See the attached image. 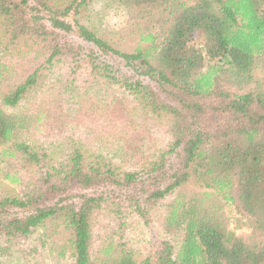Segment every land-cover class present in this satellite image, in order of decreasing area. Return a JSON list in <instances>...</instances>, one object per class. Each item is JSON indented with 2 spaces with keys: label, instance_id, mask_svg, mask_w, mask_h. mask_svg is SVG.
Wrapping results in <instances>:
<instances>
[{
  "label": "trees",
  "instance_id": "obj_1",
  "mask_svg": "<svg viewBox=\"0 0 264 264\" xmlns=\"http://www.w3.org/2000/svg\"><path fill=\"white\" fill-rule=\"evenodd\" d=\"M116 3L137 26L130 52L86 26L91 0H0V57L10 62L0 59V156L9 164L0 255L25 256V241L42 231L71 264H264V0ZM55 72L58 82L37 96ZM77 82L87 92L74 105L57 90ZM119 86L142 117L122 95H107L111 109L90 96ZM25 99L26 111L6 110ZM134 118L163 121L171 137L145 173L88 161L80 146L55 163L47 150L18 142L23 131L57 137L73 129L99 139L93 126L105 131L107 123L117 138L126 129L118 152L128 157L148 122ZM168 197L157 228L165 238L139 260L128 213L107 204L126 202L137 226H149ZM227 207H235L233 223Z\"/></svg>",
  "mask_w": 264,
  "mask_h": 264
},
{
  "label": "rangeland",
  "instance_id": "obj_2",
  "mask_svg": "<svg viewBox=\"0 0 264 264\" xmlns=\"http://www.w3.org/2000/svg\"><path fill=\"white\" fill-rule=\"evenodd\" d=\"M117 0H91L89 6V11L85 14L84 23L86 26L99 38L105 39L111 42L114 47L118 50L125 52L132 51L140 42V37L137 32L136 24L131 21L127 16L122 12L117 11ZM145 45V44H144ZM3 62H9V56L5 55L0 57ZM264 76V72L262 74ZM58 82V74L55 72L51 75L43 85V91L39 92L37 96L42 98L47 94L51 89L52 84ZM69 87L64 85L60 87L57 92L62 93V98L65 100H71L74 102V105L80 100L83 93H86L85 84L75 83L67 84ZM102 94L96 90H92L91 95L98 94V103L103 106H109L110 101L106 98L108 94L119 96H124L128 101H130L131 106L135 110L137 108V103L134 102L132 95H124L123 89L119 87H113L108 92L107 89H103ZM34 93V92H33ZM29 98H33L34 94L31 93ZM54 95L52 96V98ZM51 98V99H52ZM50 99V100H51ZM45 100V99H41ZM2 102V101H0ZM30 105L29 100H23L18 107L6 109L10 113H20L26 111L27 107ZM111 109V108H110ZM135 113L142 117V112L140 110H135ZM105 119V118H104ZM138 123L143 124L144 121H148L147 124H144V127L140 128V132L144 133V143L139 145V143H132L130 147L129 156L122 157L121 153L118 152L119 146L122 144L118 139L125 140L128 137H125L124 132H127L126 129L118 128L121 131L122 138H117L116 135L110 133V124H105V131L99 126L101 121H97L93 128L100 131L101 137L97 139L96 133L90 134L88 137L84 135L83 132L78 130L73 131H63L57 137H45L34 132H21L18 137V142H24L31 145L38 146L40 149L47 150L48 155L55 162H61L68 157L69 153L73 150L75 146H80L83 149L84 157L88 161H92L97 158H104L107 165L118 170L119 172H137L145 173L148 169L152 168L160 159L162 153L167 148L170 143L171 137L166 135L162 129L164 125L163 121L160 126V123L151 118H134ZM112 130V129H111ZM146 130V131H145ZM86 133V132H85ZM88 133V132H87ZM126 144V142H125ZM139 145V146H138ZM144 146V147H142ZM123 151V150H122ZM7 159L0 156V191L2 192V170L5 166H9L6 162ZM192 189L193 187L190 186ZM189 189V187H188ZM11 190V187H5V191ZM118 196L125 197L123 193H117ZM173 200V197H168L164 202H162V208L159 211L157 217H154L151 224L142 226H137L136 219L132 218V215L129 214L127 210V203L123 205L119 202L120 208L117 206H112L107 204L114 212L121 210L122 212H127L128 216L125 221H128L130 227H132V232L130 233V243L131 247L135 252L137 259L142 260L146 257L150 251V246L153 245V241L161 240L163 235L161 232L157 231L159 225V217L166 215L167 207L169 202ZM235 207L225 208V213L229 218L230 222L233 223V218L235 213L233 210ZM244 232V231H243ZM240 233L242 238H250L253 236L250 232ZM43 232L39 231L31 239L25 241V245L29 248L27 249L25 256H22L21 252H13L12 255H0V264H71L70 255L68 254L66 258L60 260L58 258L57 252H53L51 247L47 245L46 237L44 238ZM60 238V237H59ZM165 238V237H163ZM36 240V241H35ZM37 246L40 248V254L33 251V247ZM44 248V249H43ZM16 250V248L14 249Z\"/></svg>",
  "mask_w": 264,
  "mask_h": 264
}]
</instances>
